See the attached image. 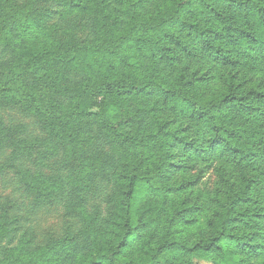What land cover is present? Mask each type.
Returning a JSON list of instances; mask_svg holds the SVG:
<instances>
[{"label": "trees", "instance_id": "trees-1", "mask_svg": "<svg viewBox=\"0 0 264 264\" xmlns=\"http://www.w3.org/2000/svg\"><path fill=\"white\" fill-rule=\"evenodd\" d=\"M5 107L0 264H264V0H0ZM44 201L78 234H17Z\"/></svg>", "mask_w": 264, "mask_h": 264}, {"label": "rangeland", "instance_id": "rangeland-1", "mask_svg": "<svg viewBox=\"0 0 264 264\" xmlns=\"http://www.w3.org/2000/svg\"><path fill=\"white\" fill-rule=\"evenodd\" d=\"M0 116L7 125L18 127L15 129V132L20 138H40L44 136V132L41 130L36 117L25 114L16 107L1 108ZM9 154L10 151H7L0 155V206L12 204V208L17 209L21 204V199L25 198L26 203L32 202V200L31 196L24 195L22 197L21 187L20 190L17 189V169L11 165ZM38 154L39 152L35 153V157ZM27 163L31 168L37 165L33 160ZM45 166L47 165L44 163L40 168L42 172H48L49 169ZM20 228L19 231H16V233L18 232L17 234L26 230L33 236L34 244L42 245L50 238H59L68 232L78 234L81 227L79 223L65 214L64 209L57 202L44 201L33 207L32 213H29V216L23 217ZM195 261L198 264H211L210 262Z\"/></svg>", "mask_w": 264, "mask_h": 264}]
</instances>
